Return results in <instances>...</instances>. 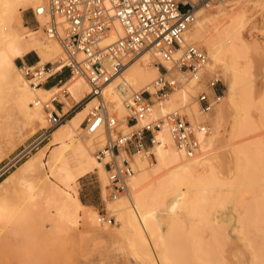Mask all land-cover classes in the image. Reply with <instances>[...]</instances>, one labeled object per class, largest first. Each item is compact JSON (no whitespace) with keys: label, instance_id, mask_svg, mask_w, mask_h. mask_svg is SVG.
<instances>
[{"label":"bare ground","instance_id":"bare-ground-1","mask_svg":"<svg viewBox=\"0 0 264 264\" xmlns=\"http://www.w3.org/2000/svg\"><path fill=\"white\" fill-rule=\"evenodd\" d=\"M45 3L46 0H0V126H4L9 137L13 135L14 124H24L32 135L45 128L48 123L46 110L50 106L56 110V105L52 103L53 95L49 102L43 95L66 90L69 95L62 94L61 102L67 107L72 105L68 96L78 102L90 93L87 78L83 75L71 76L67 82L51 90L33 87L16 64L17 58L36 51L40 56L36 63L39 66L53 61L52 74L63 68V63L59 61L65 58L64 55L58 59L64 54L62 46L44 33L45 17H37L45 38L43 43L21 37L14 26L21 10L36 9ZM239 3L241 0H225L216 7V13L210 7L199 8L196 21L186 33L188 43L208 53L209 62L204 70L203 83L206 84L210 76H216L227 88L225 101L207 117L210 133L197 134L201 145L197 155L188 158L179 150L165 126L158 133V143L153 148L156 162L151 163L136 155L135 175L129 181L128 193L116 200L110 199L108 174L104 166L106 161L95 155L98 149H103L106 137L92 135L83 127L90 107L95 104V101H90L68 119V123L51 133L49 144L0 183V227L24 234L29 231L31 220L45 219L69 231L79 230L82 226L81 236L94 242L124 238L133 256L143 264H226L223 255L226 232H222L220 226H212L215 220L211 214L214 208L220 209L228 204L226 201L231 197L232 189L248 190L252 195L250 203L237 205L235 201L239 222L237 231L253 250L250 264H258L260 257L255 237L264 232V140L247 139L235 146L236 167L231 179L220 177L213 160L219 129L230 116L234 117L235 139L252 137L260 125L264 128V59L262 57L259 61L257 57V66L251 54L252 45L243 35L248 11L242 4L238 8L236 5ZM105 4L110 14L114 15L111 0H105ZM39 32L37 30L32 35ZM123 36L122 26L115 21L101 46H110ZM253 49L256 51V46ZM180 55L181 52H178L175 58ZM158 59L160 56L155 49L141 52L130 59L124 73L104 90L109 110L126 128L129 126L125 116L129 110L125 102L134 91L148 89L153 92L152 83L161 73L156 65ZM181 79L184 83L169 99L155 102L153 117H163L173 110L184 108L193 123L204 119L196 99L197 84ZM122 81L129 84L127 92L119 87ZM259 93L263 94L261 98L257 96ZM253 109L260 113V125L252 116ZM41 139L35 143H40ZM92 173L99 176L107 210L120 224L116 232L100 230L111 226L100 224L96 212L91 211L78 196L77 183ZM219 189L220 192L229 190L227 194L218 193L211 205V196ZM171 200L174 202L168 206ZM167 209L175 215L180 214L175 210L184 209L191 218L189 228L177 218L165 225L160 220V214ZM207 228H211L209 240L202 235ZM229 235L232 237L231 233Z\"/></svg>","mask_w":264,"mask_h":264},{"label":"built area","instance_id":"built-area-1","mask_svg":"<svg viewBox=\"0 0 264 264\" xmlns=\"http://www.w3.org/2000/svg\"><path fill=\"white\" fill-rule=\"evenodd\" d=\"M225 0H111L115 14L111 15L105 0H46L34 15L46 18L43 27L47 37L57 40L65 53L63 69L71 76L87 78L90 93L64 113L66 103L54 94L52 103L62 106L61 111L48 113L50 128H56L88 102L95 101L85 122V130L92 135L102 134L106 145L97 154L108 174L110 198L118 199L129 191V181L135 175V156L141 155L149 162H156L153 148L158 143V133L167 126L176 146L188 158L200 151L198 133L208 135L210 125L207 117L219 105L224 95L220 77L207 78L203 83L204 70L209 62L208 53L201 47L188 43L186 33L196 21L197 10L211 7ZM118 21L124 36L114 44L102 47L103 39ZM40 24V23H39ZM147 49H155L160 56L156 63L160 74L148 89L134 91L126 100L129 110L127 130H119L121 122L111 113L104 97V90L119 78L131 62ZM181 52L178 58L175 55ZM22 74L31 86H45L57 73L45 66L26 65ZM194 81L198 87L196 99L203 120L193 123L184 108L173 110L163 117H153L156 101L169 99L184 81ZM64 82L58 80L61 86ZM222 84V85H221ZM57 86V85H56ZM121 91L127 92L129 84L122 81ZM66 96L69 93L63 90ZM49 109V108H47ZM47 130L43 135L51 134ZM113 217L99 215L98 222L112 225Z\"/></svg>","mask_w":264,"mask_h":264},{"label":"rangeland","instance_id":"rangeland-1","mask_svg":"<svg viewBox=\"0 0 264 264\" xmlns=\"http://www.w3.org/2000/svg\"><path fill=\"white\" fill-rule=\"evenodd\" d=\"M241 4L239 3L236 6H238L239 8V5H241L245 10L248 11V17L245 22L246 26L243 30V35L246 38L247 43L252 45L251 54L253 55L254 60L256 61L257 57H259L258 60H261L262 57L264 59V0H241ZM218 5L219 4H216L210 7L212 12L216 13V7ZM34 11L35 7L21 10L16 18L14 26L17 28L21 37L24 36L26 39H35L38 43H43L45 38L42 32L41 23L35 17ZM37 30L40 32L32 35ZM255 46L257 48L256 51H254L255 49H253V47ZM29 53L30 54H28L24 59H16V64L18 65V67L21 68L23 64L35 65L40 60V56L36 51H31ZM63 55L64 57H66L64 53L60 57H58V59L63 57ZM32 60L34 61V64H31ZM258 60L255 62L256 64L260 61ZM158 61L159 59L156 60V63ZM51 62H48L46 64L47 67H54L53 61ZM63 72V74H66L67 77H71L68 69H63ZM58 74L60 73H57V75H55L57 78H59ZM56 77L52 78V80H55L51 83L56 82ZM209 78L211 79V76ZM66 81L67 80H65L64 82ZM222 84H224L223 81ZM223 90L224 98L222 99V101H225V97L227 96V88L225 85ZM54 94H59V100L61 101L63 92L59 91H52L49 95H43V97L46 98V102H49V99L52 97V95L54 96ZM262 95V93H259L257 96L258 98H261ZM67 99L72 105L67 106L64 113L68 112L76 103L81 101L80 100L78 102H75L71 96H68ZM55 105L57 106V104ZM91 108L92 106L90 107L88 114ZM53 110H55V108L53 106H50V108L46 110L45 116L48 118V113ZM77 113L78 112L74 113L73 116H75ZM129 114L130 113L128 112V114L125 116L126 120ZM114 115L117 117L116 114ZM252 116L260 125L261 122L259 120V111L253 109ZM71 117L69 119H71ZM117 119L119 120L118 117ZM233 119L234 117L230 116L226 120V123H224L219 129V140L213 159L222 179H231L234 176L236 165L233 150L235 146H237V144H240L247 139L257 140L259 138H262L264 140V128L261 127V125L258 131L254 135H252V137L247 136L248 138L239 137L235 139L233 136ZM67 121H65L63 124H66ZM119 122L121 121L119 120ZM62 125L56 128H50V124L48 122L44 129L40 130L35 135H32L30 129L26 128L24 124H14L12 126L13 135L10 137L7 135L4 126L1 125L0 183L4 179L9 177L12 173L17 171L18 167H20L24 161L32 157L33 154L43 146L50 143L49 141H51V134L47 138L43 137L47 130H51L53 132L54 130L60 128ZM83 127L85 128V124H83ZM119 130L125 131L127 130V128L124 125L120 124ZM39 138H42L40 143H35ZM105 145L106 141L102 148H104ZM99 151L100 149L95 152L96 156ZM76 190L78 191V196L81 201L86 206H88L91 211L96 212V217H99V215L103 214L107 215L108 217L114 218L115 221L112 225H110L111 227L109 229H99L104 230L108 233L116 232L120 227V224L116 222V218L112 216L107 210L106 202L102 197V189L101 182L99 181V176L96 173H92L87 177L79 180L76 185ZM228 190L229 189L221 190V192L220 189L216 190L213 193L214 195L212 194L211 196V205L212 202L215 201L216 195L218 193L227 194ZM231 192V197H229V199L226 201V203L228 204H224L225 207L221 206L222 208L219 207L220 209H213L214 211H212L211 215L215 221H213L212 226H220L221 231L224 233L226 232L224 237H226L227 241L223 253V255L225 256L224 258L226 264H250L253 256V250L247 246V243L242 239L243 235L237 231L239 222L237 220L238 212L235 207L238 204L250 203V201L252 200V195L248 192V190L238 191L236 189H232ZM173 202V200L169 201L168 206H171ZM175 211H179L180 214L175 215L173 212L167 209V211H164L163 214H160V220L165 225H168L170 222H172L173 218H177V220L182 221V223H185L187 228H189L191 224V218L187 215L186 211L184 209ZM29 225V231L24 232V234L27 233L26 235H24L23 233L16 234L10 232L9 230H4L0 227V264H143L133 256L128 247V243L124 238H116L114 240H107L104 242H94L91 240H87L86 238H83L81 236V231L83 228L82 226L79 227V230L69 231L65 228L60 229L56 227L52 222L45 219L34 218L33 220H31V222H29ZM210 229L211 228L204 229L202 232L205 240H209L211 237ZM229 233L232 234V237L231 235H229ZM255 239L257 241V251L260 257L258 264H264V232L259 233L255 237ZM260 241H262L263 244Z\"/></svg>","mask_w":264,"mask_h":264},{"label":"crops","instance_id":"crops-1","mask_svg":"<svg viewBox=\"0 0 264 264\" xmlns=\"http://www.w3.org/2000/svg\"><path fill=\"white\" fill-rule=\"evenodd\" d=\"M28 54H30V53H27V54H25L23 57H20L21 59H24V58H26L27 57V55ZM20 58H18V59H20ZM31 64H34V61L32 60V62H31ZM64 72H63V70L60 72V74H58L59 75V78H57L56 76H54V77H56L57 79H56V82L55 83H51L52 81H54L55 79H50L49 81H48V83L43 87L45 90H51L52 88H54V87H56V85L57 86H60L59 84H58V80H62L63 82L65 81V80H69L70 78L69 77H67L66 76V74H63ZM69 78V79H68ZM66 81V82H67ZM56 107V110L58 111V112H60L61 111V108H62V106H55ZM65 108H66V106H65ZM65 108H64V111H65ZM90 175V174H89ZM88 176V175H87ZM86 177V176H85ZM85 177H83V178H85ZM82 178V179H83ZM81 200V199H80Z\"/></svg>","mask_w":264,"mask_h":264}]
</instances>
